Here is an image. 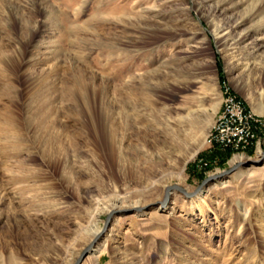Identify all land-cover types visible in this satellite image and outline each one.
Wrapping results in <instances>:
<instances>
[{
  "label": "rangeland",
  "instance_id": "obj_1",
  "mask_svg": "<svg viewBox=\"0 0 264 264\" xmlns=\"http://www.w3.org/2000/svg\"><path fill=\"white\" fill-rule=\"evenodd\" d=\"M226 88L264 117V0H0V264H264Z\"/></svg>",
  "mask_w": 264,
  "mask_h": 264
},
{
  "label": "built area",
  "instance_id": "obj_2",
  "mask_svg": "<svg viewBox=\"0 0 264 264\" xmlns=\"http://www.w3.org/2000/svg\"><path fill=\"white\" fill-rule=\"evenodd\" d=\"M207 143L220 151L255 154L264 151V117L248 109L230 88L223 93L222 107Z\"/></svg>",
  "mask_w": 264,
  "mask_h": 264
},
{
  "label": "water",
  "instance_id": "obj_3",
  "mask_svg": "<svg viewBox=\"0 0 264 264\" xmlns=\"http://www.w3.org/2000/svg\"><path fill=\"white\" fill-rule=\"evenodd\" d=\"M236 168H238V166H236V167H234V168L230 169L229 171L224 172V173H222V174L215 175V176H211V177L207 178L206 180H204V182L202 183V185H201L197 190H195L193 193H190V192H188L187 190H185V189H183V188H181V187H179V186H174V187H172V188H170V189L168 190V193H167L168 198L170 197V194H171L170 191H172V190L179 191L180 193L184 194V195L187 196L188 198H193V197H195V196H196V195H197V194L203 189L204 186H206V185L209 184L210 182H212V181H214V180H216V179H218V178H220V177H222V176H224V175L231 174ZM111 217H112V216H110V218H109L107 224L109 223ZM91 249H92V246H91V247L86 251V253H85V254L79 259V261L77 262V264H82L83 259L85 258L86 254H87L88 252L91 251Z\"/></svg>",
  "mask_w": 264,
  "mask_h": 264
},
{
  "label": "bare ground",
  "instance_id": "obj_4",
  "mask_svg": "<svg viewBox=\"0 0 264 264\" xmlns=\"http://www.w3.org/2000/svg\"><path fill=\"white\" fill-rule=\"evenodd\" d=\"M241 163H243V159L242 158H237V159H235L232 162L233 165H238V164H241ZM201 196H202V194H199V196H197L195 200H199L201 198ZM122 207H125V206H122ZM109 211L111 212V210H109ZM100 233H101L100 231H96L95 234H94V239H97L98 236L100 235Z\"/></svg>",
  "mask_w": 264,
  "mask_h": 264
},
{
  "label": "trees",
  "instance_id": "obj_5",
  "mask_svg": "<svg viewBox=\"0 0 264 264\" xmlns=\"http://www.w3.org/2000/svg\"><path fill=\"white\" fill-rule=\"evenodd\" d=\"M247 154H248V155H252V152H251V151H248Z\"/></svg>",
  "mask_w": 264,
  "mask_h": 264
}]
</instances>
